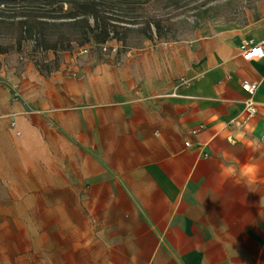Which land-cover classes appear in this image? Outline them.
<instances>
[{"label":"crops","instance_id":"crops-1","mask_svg":"<svg viewBox=\"0 0 264 264\" xmlns=\"http://www.w3.org/2000/svg\"><path fill=\"white\" fill-rule=\"evenodd\" d=\"M261 37L57 51L43 67L18 60L20 38L0 43V183L38 216L36 264H264V59L240 52ZM244 82H259L257 117L230 131ZM234 159L260 164L254 185L222 175Z\"/></svg>","mask_w":264,"mask_h":264},{"label":"rangeland","instance_id":"rangeland-1","mask_svg":"<svg viewBox=\"0 0 264 264\" xmlns=\"http://www.w3.org/2000/svg\"><path fill=\"white\" fill-rule=\"evenodd\" d=\"M95 4L101 22L110 25L113 40L109 45L116 49L114 53L91 48L93 33L87 34L88 42L80 45L84 37L77 29L63 25L64 19L49 21L54 26L44 29L46 44L56 43L57 48H66V52L71 51L70 57H78L81 49L88 48V53L82 56L106 58L113 54L115 58L131 49L193 41L218 29L250 27L253 32L264 34V0H95ZM66 10L62 8L63 12ZM5 14L0 21V43L8 45L13 38L22 37L17 23L23 18L13 17L10 12ZM88 23L94 26L92 18H88ZM31 41L22 40L18 60L38 67L50 64L55 52L34 48ZM7 186L0 183V264H36L38 216L23 214L25 209L20 205L24 200L15 198L22 192L9 190Z\"/></svg>","mask_w":264,"mask_h":264},{"label":"trees","instance_id":"trees-1","mask_svg":"<svg viewBox=\"0 0 264 264\" xmlns=\"http://www.w3.org/2000/svg\"><path fill=\"white\" fill-rule=\"evenodd\" d=\"M63 7L67 8L65 12L62 11ZM7 12L13 17L23 18L17 23L22 35L20 40H32L35 37V46L41 47L43 51H66V48H57L56 43L46 44L44 29L54 26L49 21L56 19H64L66 22L63 25L78 30L84 37L80 45L87 43L86 35L92 33L94 44H105L113 39L108 29L110 25L100 20L95 0H0V21ZM88 18L93 19V27L88 23Z\"/></svg>","mask_w":264,"mask_h":264},{"label":"built area","instance_id":"built-area-1","mask_svg":"<svg viewBox=\"0 0 264 264\" xmlns=\"http://www.w3.org/2000/svg\"><path fill=\"white\" fill-rule=\"evenodd\" d=\"M112 34H110V37L112 38ZM111 39L110 41H112ZM109 41V42H110ZM33 43V47L36 48L35 44L36 42L32 39L31 41ZM109 42L105 44H91L90 47L93 49H98L102 51L103 53L112 52L114 53L116 49L109 45ZM88 48H83L80 50L79 54L85 55L88 53ZM40 52H43L41 49H39ZM240 52L242 59L245 61H250L253 59H264V40L254 43L252 41H243L240 45ZM191 81L187 80L185 78H180L176 81L175 87L177 89L181 87H187L190 86ZM241 88L243 92L245 93V97L242 100L241 104V110L238 113L237 116L230 119L226 123V128L230 131H242L247 132L251 129L253 122L255 121L258 113V104L255 101V95L257 93V90L259 88V82H244L241 85ZM192 130L191 135H196L199 130ZM185 147H190L189 142L184 143Z\"/></svg>","mask_w":264,"mask_h":264},{"label":"clouds","instance_id":"clouds-1","mask_svg":"<svg viewBox=\"0 0 264 264\" xmlns=\"http://www.w3.org/2000/svg\"><path fill=\"white\" fill-rule=\"evenodd\" d=\"M223 159L228 160V157L225 156ZM220 168L225 178H236L246 186L254 185L261 173L260 164L252 159H247L243 162L239 159H234L231 162L221 164Z\"/></svg>","mask_w":264,"mask_h":264}]
</instances>
